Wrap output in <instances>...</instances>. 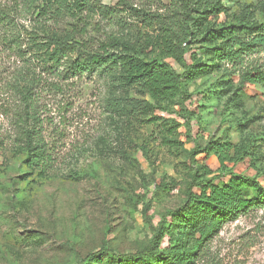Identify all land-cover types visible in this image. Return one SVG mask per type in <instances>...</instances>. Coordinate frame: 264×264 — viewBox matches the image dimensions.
Listing matches in <instances>:
<instances>
[{"label": "rangeland", "instance_id": "rangeland-1", "mask_svg": "<svg viewBox=\"0 0 264 264\" xmlns=\"http://www.w3.org/2000/svg\"><path fill=\"white\" fill-rule=\"evenodd\" d=\"M92 1L113 12L96 8L83 12V20L66 17L45 23L16 19L21 37L41 39L74 24L87 25L93 47L108 36L117 37L131 42L140 58L166 61L182 71L165 51L170 41L179 43L182 31L156 18L172 13L170 0H125L136 11L120 0ZM207 1L193 12L202 24L193 26L188 36V62L201 59L210 64L202 55L208 46L202 29L232 23L243 11L256 21L264 19V0ZM213 4L228 9L217 15L202 13L204 5ZM5 37L0 23V264H114L107 258L85 259L101 247L117 253L142 249L163 215L185 202L188 185L196 181L194 173L200 171L190 158L192 150L197 151L194 159L213 171L208 179L227 180L232 171L257 177L264 187V89L216 68L186 83L183 104L176 98L154 101L138 89L121 90L105 74L63 80L36 69L40 85L34 88V98L43 133L58 152L55 170L38 176L13 145L11 110L20 102L17 86L30 70L23 52L7 47ZM259 55L264 61V51ZM227 79L229 85L224 84ZM119 95L135 96L148 105L136 115L118 116L109 110L108 101ZM184 108L191 112L189 134ZM226 139L236 148L248 147L235 165L220 164L211 148L204 151L210 142ZM167 244L164 237L162 246ZM191 264H264V206L224 221L204 256Z\"/></svg>", "mask_w": 264, "mask_h": 264}, {"label": "trees", "instance_id": "trees-1", "mask_svg": "<svg viewBox=\"0 0 264 264\" xmlns=\"http://www.w3.org/2000/svg\"><path fill=\"white\" fill-rule=\"evenodd\" d=\"M6 1L8 5L0 1V23L6 31L5 44L14 51L23 52L21 58L28 63L26 66L30 70L29 77L17 86L20 102L11 110L15 134L13 145L24 154V164L35 170L38 176H47L55 170L58 152L43 133L42 119L34 98V88L40 85L35 72L56 75L63 80L105 74L116 80L121 90H134L136 93L138 89L151 100L176 98L181 104L188 98L186 83L210 68H216L227 76L236 74L241 83L264 89V61L259 59V54L264 51V19H251L246 11L236 15L232 23L202 29V40L208 44L202 49V55L208 58L210 64L201 62V59L188 62L184 58L188 36L193 26L202 24L193 12H198L197 4L209 2L170 0L172 13L157 15L156 18L160 23L178 26L182 31L179 43L170 41L165 45L166 57L182 68L178 72L166 61L140 58L131 42L117 37L108 36L93 47L88 43L87 25L78 27L74 24L68 31L56 32L41 39L36 35L26 39L21 37L22 29L17 26L16 19L30 17L37 23H45L49 20L61 21L66 17L83 20V12L90 14L96 12V8L101 13L113 12L110 8L96 7L92 0ZM120 3L136 11L125 0H120ZM214 5L208 8L204 5L202 13L217 15L228 9ZM22 45H25L24 49ZM228 83L229 79L224 81V84ZM108 105L112 113L129 117L148 104L138 101L135 96L119 95L109 99ZM190 113L184 108L183 118L188 134L192 128ZM208 148L222 165L226 162L235 165L248 153V147L236 148L229 139L220 143L210 142L204 151ZM196 152L192 150L190 158L196 164V172L200 171L199 174L194 173V178L198 179L188 185L185 202L163 215L147 245L129 253H117L101 247L89 253L85 262L107 258L114 264H191L204 256L208 243L224 221L234 219L254 206H264V187L257 177L229 171L227 180L214 182V177H206L213 171L194 159ZM164 237H168V244L162 246Z\"/></svg>", "mask_w": 264, "mask_h": 264}]
</instances>
